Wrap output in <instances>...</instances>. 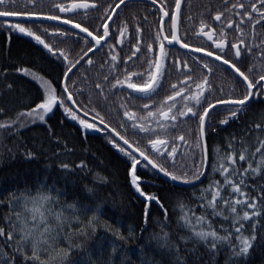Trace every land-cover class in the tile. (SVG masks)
Here are the masks:
<instances>
[{"label": "snow or ice", "instance_id": "6c2138e0", "mask_svg": "<svg viewBox=\"0 0 264 264\" xmlns=\"http://www.w3.org/2000/svg\"><path fill=\"white\" fill-rule=\"evenodd\" d=\"M151 3L155 5L158 0H151ZM182 3L183 0H175L174 6L169 7L164 0L159 4L157 30L152 42L145 46L146 67L137 69L128 61L141 52L143 28L139 22L134 25L135 43L128 41L135 50L123 60L117 51L123 50L130 35L128 19L121 18L117 12V9L124 11L128 7L126 0H113L112 3L105 0H52L51 10L47 12L36 10L43 7L39 0H27L23 6L18 0H0V28L8 32L9 38L12 33L31 38L62 67L59 92L52 81L28 68H18V72L39 83L42 89L40 101L15 119L0 122V129L18 130L24 127L25 120L47 123L46 117L62 108L67 117L78 121L85 131H107L109 143L129 161L131 186L144 198V223L149 222L148 204L154 201L161 209L162 219L155 221L160 232L154 233L152 239L156 241L155 250L169 259L155 264H187L181 243L187 252L190 241L202 245L210 257L226 249L230 253V264H247L257 241L258 229L264 231V124L256 123L241 136L232 135L223 146L217 145L211 163L208 133L215 131L213 121L217 118L222 116L219 124L228 125L240 118L250 101L260 99L264 102V73L252 77L240 67L242 54L250 56L257 48L260 49L257 55L264 64V38L257 43V25L264 28V0H222V8L213 14L214 21L219 22L216 27L202 19L199 26L192 29L193 39L204 43H190L187 31L181 35ZM93 13L99 14L98 26H89L76 19L91 17ZM165 18L170 23L167 31ZM133 19L139 21L137 17ZM43 21L55 22L44 26V33L71 37L79 50L74 53L46 42L32 26ZM230 35H233L232 42ZM174 49L186 50L185 58L174 56ZM101 52L102 62L96 66L101 70L107 68V71L103 72L102 81L95 83V89L105 101L109 94L120 97L117 107L122 119L118 127H113L95 106L89 107L93 103L91 97L86 103L74 99L85 93L73 77L85 65L94 66L95 57ZM193 65L203 70L202 74L197 75ZM169 67L179 73L176 82L168 78ZM217 70L230 72L244 86V93L215 98L209 76ZM68 102L83 116L78 115ZM137 104L139 109L135 107ZM90 114L91 122L87 119ZM189 121L197 124L194 140H189L182 130ZM253 130L254 139L251 142L245 140L244 136L252 134ZM196 150H199V159L195 158ZM27 155L34 154L29 152ZM138 166L150 169L155 175L162 174L174 186L192 188L191 199L195 203L178 198L173 209L178 212V223L188 233L180 236L179 242L173 241L168 231V209L162 198L142 187ZM77 167L83 169L86 165L81 161ZM60 168L72 170L68 163H61ZM88 192L93 189L89 188ZM64 196L65 192L44 183L36 191L28 187L0 186V197H4L0 199V206L6 204L8 208L3 223H0V264H117L118 260L119 264H126L122 257L129 254L138 256L140 264H154L152 259L145 258L143 248L124 249L116 241L105 242L104 238L97 239L95 257L89 251L80 260H72V252L83 248V241L78 238L95 236L103 211L98 205L85 207L75 201L60 205ZM197 208L201 210L199 213ZM214 219L223 223L217 227ZM113 235L117 240L126 239L119 230Z\"/></svg>", "mask_w": 264, "mask_h": 264}, {"label": "trees", "instance_id": "16d2710c", "mask_svg": "<svg viewBox=\"0 0 264 264\" xmlns=\"http://www.w3.org/2000/svg\"><path fill=\"white\" fill-rule=\"evenodd\" d=\"M56 40L67 45L66 37L58 36ZM59 65L46 49L31 38L17 33H12L9 38L8 32L0 28V122L15 119L40 101L42 89L39 83L31 76L18 72V68H28L60 87L62 67ZM219 118L213 121L215 131L208 133L209 163L217 145L223 146L232 135L241 136L256 123L264 124V102L260 99L252 101L240 118L230 121L228 125H220ZM46 119L47 123L25 120L24 127L18 130L0 129V186L15 189L28 187L36 191L41 183L54 185L66 193L60 199V205L75 201L85 207L98 205L102 209L103 215L99 217L95 236L78 238L83 241V248L72 252V260H80L89 251L95 257L97 239L100 238H104L105 242L116 241L124 249L143 248L145 258L152 259L154 264L169 259L155 250L156 241L152 239L154 233L160 232L155 221L162 219L161 209L154 201L148 204L149 222L144 223L146 205L144 198L130 184L128 159L115 150L108 139L83 131L63 111L57 109ZM196 135L197 131L186 137L194 140ZM254 136L253 130L244 139L251 142ZM198 151L196 159H199ZM29 152L34 155L29 157ZM81 161L86 165L83 169L77 167ZM61 163H68L72 170L61 169ZM138 174L142 177L144 190L162 198L168 209V231L172 240L179 242V237L188 233L178 223V212L173 209L178 198L195 203L191 199L192 188L174 186L161 175L153 174L150 169H140L139 166ZM89 188L93 192H88ZM196 211L199 213L201 210L197 208ZM7 213V205L0 206V223H3L2 218ZM81 219L86 220L87 217ZM214 223L218 227L223 221L214 219ZM109 228L111 231H106ZM117 230L126 237L125 240H117L113 235ZM194 247L195 251H192ZM187 248L189 251L186 252L181 243V252L187 264H230V253L226 249L210 257L206 249L202 245H195L194 241H190ZM122 258L126 264H140V258L136 255L129 254ZM247 264H264V231L258 229L257 241Z\"/></svg>", "mask_w": 264, "mask_h": 264}, {"label": "flooded vegetation", "instance_id": "af4514ba", "mask_svg": "<svg viewBox=\"0 0 264 264\" xmlns=\"http://www.w3.org/2000/svg\"><path fill=\"white\" fill-rule=\"evenodd\" d=\"M39 2L43 5V7L38 8L36 10L45 11V12L51 10L49 5L52 3V0H39ZM105 2L112 3L113 0H105ZM163 2L164 0H158V3L153 5L151 3V0H126L128 7L124 9V11H120V9L117 10L121 18L128 19L130 25V29H129L130 35H128V37L125 40V44L123 45V50L120 51L119 49H117V51H119L120 53L121 60H123L127 55H130L131 52L135 50L131 46V44L128 43V41L131 40L132 43L134 44L137 39V37L134 34V25L137 22H139L143 28V33L140 37L141 52L137 53V57H133L132 61H128L129 65H133L137 69L141 67H146V62L144 58L145 46L147 43L152 42V37L155 31L157 30V25L159 21V13L157 12V9L159 8V4ZM174 2L175 0H167V5L169 7L174 6ZM26 3L27 0H18V4L20 6H23ZM121 8H124V6L122 5ZM218 8H222V0H183L181 20H180L181 35H183L185 31H187L188 41L190 43H204V41L193 39L192 29L197 28L202 19L207 24L216 27L219 22L214 21L213 14L215 10ZM145 16H147V19H144ZM133 17L139 18V21L134 20ZM189 17H191V19H189ZM76 19L83 20L89 26H98L100 22L98 13H93L91 17H87V18L76 17ZM113 19H115V17ZM0 23H2V20H0ZM53 23L55 22L43 21L42 23L37 22L32 26L34 30L38 32V34L42 35L43 38L45 37L44 39L46 40V42L53 44L54 47L69 49L72 50L74 53L78 51L79 46L74 43V40L71 37H66L68 39L66 40L67 45L61 44L56 40L58 36H52L42 31V28L44 26H48ZM64 27L67 28L70 26H64ZM164 27H165V31H167L168 28L170 27L168 18H165ZM229 31L231 32V30ZM246 32H247V27H246ZM261 38H264V28H262L260 25H257V43H259ZM229 41L230 42L233 41V35L229 36ZM185 51L186 50L174 49L173 55L179 56L181 59H184ZM259 51H260L259 48L254 49L253 54H251L250 56H243L242 54L243 63L240 65V67L242 68V70L246 71L252 77H257L259 74L264 73V64H262L261 58L257 55ZM102 57H103V52H101L99 55L95 57L96 64L94 66L89 67L85 65L84 68H82L81 71L78 72L75 77H73V79L77 80V82L83 86L85 93L83 97H74V99L83 100L86 103L88 98L91 97L93 103L92 105H89V107L91 108L92 106H95L99 111H101L102 114L105 115L106 120L113 127H118L122 119V115L117 107L118 103L120 102V97L119 96L114 97L111 94H109L108 100L105 101L101 96L97 94V90L95 89V83L101 82L103 72L107 71V68L101 70L96 66L102 62ZM138 57L141 59L138 60ZM189 63L191 64L192 61L189 60ZM59 66L61 67V65ZM193 67L194 70L197 72V75L202 74L203 70L196 69L195 65H193ZM249 69L252 70L249 72L248 71ZM73 71H75V69ZM168 73H169L168 78L171 82H176L178 78H180L179 73L171 67L168 68ZM85 75L87 77L86 79H85ZM209 80L212 85V91L214 93L215 98H220V97L227 98L229 96H238V95L240 96V92L244 93L245 91L244 86L240 84L230 72H224L223 70L214 71L209 76ZM61 87H62L61 83H60V87L58 85L56 86L58 92L61 89ZM104 87L107 90L108 85L105 84ZM75 91L76 90L73 89V92ZM68 103L70 106L73 107V105H71V102ZM135 107L139 109V104H137ZM218 107H228V106H218ZM57 109L59 111H63L62 108H57ZM73 109L76 110L77 108L75 109L73 107ZM76 111L78 115L83 116L82 112H79L78 110ZM87 119L91 122L92 120L91 114L87 117ZM96 123L99 125L98 120L96 121ZM196 129H197L196 122L189 121L188 124L185 125L182 130L184 134L187 136L190 134H194L196 132ZM89 132L100 134L106 139H108L107 131L98 132L91 130ZM129 137L131 138V131L129 132ZM141 143L144 144L145 142L141 140Z\"/></svg>", "mask_w": 264, "mask_h": 264}, {"label": "water", "instance_id": "95a60500", "mask_svg": "<svg viewBox=\"0 0 264 264\" xmlns=\"http://www.w3.org/2000/svg\"><path fill=\"white\" fill-rule=\"evenodd\" d=\"M118 10V9H117ZM78 31V30H77ZM73 107L76 109V107L73 105ZM56 110V109H55ZM54 110V111H55ZM77 110V109H76ZM52 113H50L49 115H51ZM48 115V116H49ZM161 176H162V174H160ZM163 177V176H162ZM164 178V177H163ZM166 181H167V179L166 178H164ZM169 183H171V184H173V182H170V181H168ZM181 186H183V187H190V186H188V185H181Z\"/></svg>", "mask_w": 264, "mask_h": 264}, {"label": "rangeland", "instance_id": "374dc122", "mask_svg": "<svg viewBox=\"0 0 264 264\" xmlns=\"http://www.w3.org/2000/svg\"><path fill=\"white\" fill-rule=\"evenodd\" d=\"M71 121H73V120H71ZM74 123H76L83 131H85L80 125H79V123H78V121H73ZM88 131H91V130H87V131H85V132H88Z\"/></svg>", "mask_w": 264, "mask_h": 264}, {"label": "bare ground", "instance_id": "6f19581e", "mask_svg": "<svg viewBox=\"0 0 264 264\" xmlns=\"http://www.w3.org/2000/svg\"><path fill=\"white\" fill-rule=\"evenodd\" d=\"M252 101L249 102V104L251 103Z\"/></svg>", "mask_w": 264, "mask_h": 264}]
</instances>
